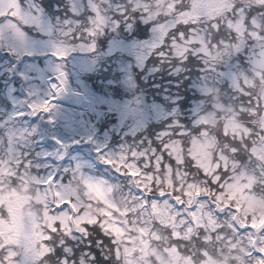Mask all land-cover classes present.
I'll list each match as a JSON object with an SVG mask.
<instances>
[{"label": "snow or ice", "instance_id": "snow-or-ice-1", "mask_svg": "<svg viewBox=\"0 0 264 264\" xmlns=\"http://www.w3.org/2000/svg\"><path fill=\"white\" fill-rule=\"evenodd\" d=\"M0 264H264V0H0Z\"/></svg>", "mask_w": 264, "mask_h": 264}]
</instances>
